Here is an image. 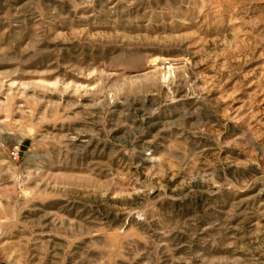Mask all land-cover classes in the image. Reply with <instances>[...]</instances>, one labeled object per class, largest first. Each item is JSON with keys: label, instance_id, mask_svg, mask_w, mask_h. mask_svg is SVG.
I'll return each instance as SVG.
<instances>
[{"label": "rangeland", "instance_id": "rangeland-1", "mask_svg": "<svg viewBox=\"0 0 264 264\" xmlns=\"http://www.w3.org/2000/svg\"><path fill=\"white\" fill-rule=\"evenodd\" d=\"M0 264H264V0H0Z\"/></svg>", "mask_w": 264, "mask_h": 264}, {"label": "bare ground", "instance_id": "bare-ground-1", "mask_svg": "<svg viewBox=\"0 0 264 264\" xmlns=\"http://www.w3.org/2000/svg\"><path fill=\"white\" fill-rule=\"evenodd\" d=\"M168 75V74H167Z\"/></svg>", "mask_w": 264, "mask_h": 264}]
</instances>
